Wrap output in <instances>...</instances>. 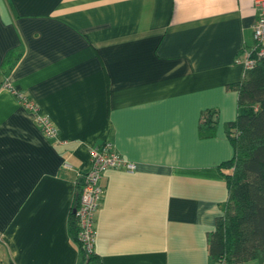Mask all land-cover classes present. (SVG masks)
Returning <instances> with one entry per match:
<instances>
[{
    "label": "crops",
    "instance_id": "crops-1",
    "mask_svg": "<svg viewBox=\"0 0 264 264\" xmlns=\"http://www.w3.org/2000/svg\"><path fill=\"white\" fill-rule=\"evenodd\" d=\"M255 3L0 0V264H80L70 234L79 175L105 143L136 169L101 181V264H211ZM209 110L218 125L203 138Z\"/></svg>",
    "mask_w": 264,
    "mask_h": 264
},
{
    "label": "trees",
    "instance_id": "trees-1",
    "mask_svg": "<svg viewBox=\"0 0 264 264\" xmlns=\"http://www.w3.org/2000/svg\"><path fill=\"white\" fill-rule=\"evenodd\" d=\"M11 55L4 64L5 71L15 65ZM232 88L239 93V114L226 128L234 157L221 166L230 171L229 198L224 215L209 237L210 260L211 264L221 260L228 264H264V58ZM201 121V136H213L218 125L217 112H204ZM78 208L79 194L71 214L70 234L80 248V264H101L97 254L88 253L78 238Z\"/></svg>",
    "mask_w": 264,
    "mask_h": 264
},
{
    "label": "built area",
    "instance_id": "built-area-1",
    "mask_svg": "<svg viewBox=\"0 0 264 264\" xmlns=\"http://www.w3.org/2000/svg\"><path fill=\"white\" fill-rule=\"evenodd\" d=\"M258 19L253 26L255 48L244 60L246 70L252 69L258 60L264 58V0H256ZM22 106L32 112L41 128V131L49 138H56L58 130L52 125L48 117L42 116L36 102L22 93L14 92ZM112 169L133 171L136 165L116 151L110 143H105L92 150V165L90 169L79 175V208L77 218L79 224L78 238L88 253L94 251L96 218L100 210L104 189L101 186L103 176ZM213 264H228L221 260Z\"/></svg>",
    "mask_w": 264,
    "mask_h": 264
}]
</instances>
